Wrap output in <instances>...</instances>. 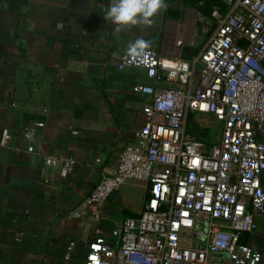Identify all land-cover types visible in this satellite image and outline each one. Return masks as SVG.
Here are the masks:
<instances>
[{
    "label": "crops",
    "instance_id": "0c3cea01",
    "mask_svg": "<svg viewBox=\"0 0 264 264\" xmlns=\"http://www.w3.org/2000/svg\"><path fill=\"white\" fill-rule=\"evenodd\" d=\"M179 2L166 0L151 27L117 33L104 19L110 0H0V264H82L96 237L109 239L141 213L149 197L142 181L102 206L83 202L143 122L148 97L138 88L151 81L120 66L128 44L142 37L168 58L197 53L187 51L193 25H182ZM30 128L35 155L25 150ZM46 156L72 159V172L61 178L44 168ZM260 183L264 189V173ZM254 221L256 231L240 242L264 264V214Z\"/></svg>",
    "mask_w": 264,
    "mask_h": 264
},
{
    "label": "built area",
    "instance_id": "2783aa9c",
    "mask_svg": "<svg viewBox=\"0 0 264 264\" xmlns=\"http://www.w3.org/2000/svg\"><path fill=\"white\" fill-rule=\"evenodd\" d=\"M221 1L224 11L197 19L201 33L214 29L196 54L168 58L149 48L142 59L127 50L120 57L121 67L141 69L151 81L138 88L148 97L143 122L83 203L102 206L131 181L147 182L149 197L109 239L96 237L82 264L260 262L240 238L255 232L254 216L264 214V0ZM191 117L214 130L211 142L190 135ZM33 134L24 132L29 155ZM42 160L61 178L74 167L70 158ZM73 248L67 246L65 260Z\"/></svg>",
    "mask_w": 264,
    "mask_h": 264
},
{
    "label": "clouds",
    "instance_id": "9594fccd",
    "mask_svg": "<svg viewBox=\"0 0 264 264\" xmlns=\"http://www.w3.org/2000/svg\"><path fill=\"white\" fill-rule=\"evenodd\" d=\"M166 0H110L104 19L115 25V31L131 30L133 27H151L154 17L167 10ZM151 41L138 38L128 44L127 55L133 59H142Z\"/></svg>",
    "mask_w": 264,
    "mask_h": 264
},
{
    "label": "rangeland",
    "instance_id": "374dc122",
    "mask_svg": "<svg viewBox=\"0 0 264 264\" xmlns=\"http://www.w3.org/2000/svg\"><path fill=\"white\" fill-rule=\"evenodd\" d=\"M177 7V12L181 17L182 25H189V23L193 25L192 33H190V35H192V39L190 40V44H192V47L188 48L187 51H190L192 53L198 52L202 49L214 29L213 27H210L206 30L205 33H201L199 30L200 23L197 21L199 15L207 16V14L209 15L211 13L210 10L212 11L214 8L217 7L224 11L226 5L222 4L221 0H206L204 1V3H202V5L192 4L190 2H186L185 0H180V2L177 4ZM182 43L184 42L182 41ZM195 119L196 121L200 120L199 117H191L189 120L191 126L190 135L200 140L211 142L215 138L214 130L210 129L209 127H205V125L199 126V124L195 122Z\"/></svg>",
    "mask_w": 264,
    "mask_h": 264
},
{
    "label": "trees",
    "instance_id": "16d2710c",
    "mask_svg": "<svg viewBox=\"0 0 264 264\" xmlns=\"http://www.w3.org/2000/svg\"><path fill=\"white\" fill-rule=\"evenodd\" d=\"M186 2H190V3H192V4H201L202 5V3H204V1H206V0H185ZM220 5H221V3H220ZM210 12H211V10H210ZM209 12V13H210ZM208 15V14H207Z\"/></svg>",
    "mask_w": 264,
    "mask_h": 264
}]
</instances>
